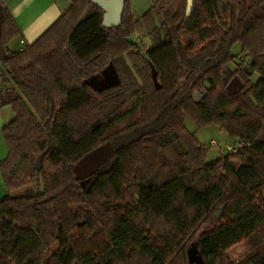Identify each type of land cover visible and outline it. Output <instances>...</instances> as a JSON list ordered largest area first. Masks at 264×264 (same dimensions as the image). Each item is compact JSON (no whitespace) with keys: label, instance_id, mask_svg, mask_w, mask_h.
I'll list each match as a JSON object with an SVG mask.
<instances>
[{"label":"trees","instance_id":"1","mask_svg":"<svg viewBox=\"0 0 264 264\" xmlns=\"http://www.w3.org/2000/svg\"><path fill=\"white\" fill-rule=\"evenodd\" d=\"M2 2L0 108L14 118L1 130V264H188L191 244L204 264H264V0H193L189 15L187 0H156L139 19L126 0L107 29L72 0L20 51ZM109 67L120 83L94 91L87 81ZM186 119L241 147L207 162ZM106 142L113 157L82 189L73 166Z\"/></svg>","mask_w":264,"mask_h":264},{"label":"water","instance_id":"2","mask_svg":"<svg viewBox=\"0 0 264 264\" xmlns=\"http://www.w3.org/2000/svg\"><path fill=\"white\" fill-rule=\"evenodd\" d=\"M90 3L103 12L102 27L115 28L121 25L122 15L126 0H89ZM193 5V0H187L186 14L189 15ZM8 55L1 43V4H0V63L7 59ZM152 80L154 84H158L156 72L152 68ZM88 85L96 92H102L110 89L120 83L116 71L109 67L102 72L100 77H92L87 81ZM242 89V84L235 78L227 86L229 93H235ZM203 96L195 94L193 101L198 102ZM115 153L114 145L106 142L95 148L91 152L84 155L72 168L73 174L82 189H85L92 176H94L100 168L109 164ZM45 152L36 160V167L39 169L41 160ZM219 214L216 215V218ZM188 264H204V260L196 244H191L187 249Z\"/></svg>","mask_w":264,"mask_h":264},{"label":"crops","instance_id":"3","mask_svg":"<svg viewBox=\"0 0 264 264\" xmlns=\"http://www.w3.org/2000/svg\"><path fill=\"white\" fill-rule=\"evenodd\" d=\"M72 0H3L21 35L8 43L11 51H20L34 43L71 5ZM144 2V3H143ZM156 0H130L132 14L139 19ZM145 4V6H144Z\"/></svg>","mask_w":264,"mask_h":264},{"label":"rangeland","instance_id":"4","mask_svg":"<svg viewBox=\"0 0 264 264\" xmlns=\"http://www.w3.org/2000/svg\"><path fill=\"white\" fill-rule=\"evenodd\" d=\"M135 2L137 0H134ZM139 3L141 0H138ZM144 3V2H143ZM145 6V4H144ZM136 39V43L139 45L140 48H149L150 42L145 36L140 35H134ZM234 54H240V48L238 45L234 46L233 48ZM234 70L233 66L230 67ZM92 78V77H91ZM257 76L252 77V82H256ZM206 83H209L211 85V82H208V79ZM205 85V86H209ZM201 100V99H200ZM232 114L241 115V111L236 110ZM14 118L13 110L10 106H6L3 108H0V162L4 160L7 156V147L3 140V137L1 135L2 128L7 125L11 120ZM185 127L189 131V133L193 134L198 141V143L206 147L208 149V157L207 162L211 163L217 160L219 157H221V154L225 155L228 154L229 151H227L226 146H234L233 141L229 140L224 133V131L220 130L218 127H211V128H205L202 130H197L193 123H191L190 120L186 119L185 121ZM210 140H214L218 144V148H211L209 146ZM21 191L15 192L16 194H19ZM7 190L3 184L1 171H0V200L6 196ZM217 215V214H216ZM250 249L248 245L244 242L238 244L237 246L233 247L229 250L227 253L228 258L231 260V262L236 263L238 262L242 257H244L247 253H249ZM5 260L0 259V264L5 263Z\"/></svg>","mask_w":264,"mask_h":264},{"label":"built area","instance_id":"5","mask_svg":"<svg viewBox=\"0 0 264 264\" xmlns=\"http://www.w3.org/2000/svg\"><path fill=\"white\" fill-rule=\"evenodd\" d=\"M132 40H133V42L136 43V39H135V37H133ZM241 61H242V60H240V62H241ZM209 146H210L211 148H218V144H217L214 140H210V142H209ZM240 147H241V144H239V143L236 142V143H234V146L227 145V146H226V149H227V151H229V153L233 154V153H236L237 150H238Z\"/></svg>","mask_w":264,"mask_h":264}]
</instances>
